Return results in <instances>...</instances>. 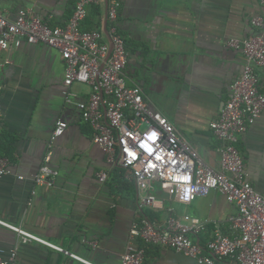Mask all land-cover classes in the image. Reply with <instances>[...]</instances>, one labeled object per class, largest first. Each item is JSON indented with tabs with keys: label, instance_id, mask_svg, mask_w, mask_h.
I'll list each match as a JSON object with an SVG mask.
<instances>
[{
	"label": "crops",
	"instance_id": "0c3cea01",
	"mask_svg": "<svg viewBox=\"0 0 264 264\" xmlns=\"http://www.w3.org/2000/svg\"><path fill=\"white\" fill-rule=\"evenodd\" d=\"M75 2L0 0V15L12 21L19 11L29 10L50 27H64ZM105 15L104 5L89 6L81 28L103 30ZM254 17L264 18L259 0H121L115 22L128 54V83L141 88L150 107L214 170L220 169L221 142L209 124L218 118L245 64L241 52L227 43L258 32L251 26ZM63 71L60 52L43 44L23 43L0 55V158L11 163L10 173L0 178V220L62 249L21 244L14 231L0 226V257L17 246L18 264H82L69 254L92 264H119L133 223L163 227L169 218L186 215L206 224L205 232L191 236L201 245L214 224L231 233L228 218L236 206L217 192L190 204L153 192L154 203H142L143 194L127 170L107 164L82 121L76 103L87 100L89 87L67 89ZM256 74L264 94V66ZM59 120L67 128L52 146L55 183L37 186L33 177ZM237 148L248 182L264 196V111L240 136ZM100 172L107 174L105 182L99 181ZM145 249L143 264H199L170 249Z\"/></svg>",
	"mask_w": 264,
	"mask_h": 264
},
{
	"label": "built area",
	"instance_id": "2783aa9c",
	"mask_svg": "<svg viewBox=\"0 0 264 264\" xmlns=\"http://www.w3.org/2000/svg\"><path fill=\"white\" fill-rule=\"evenodd\" d=\"M259 1L264 6V0ZM97 5L106 7V33L81 28L87 8ZM120 7L121 0H76L64 27H50L29 10L19 11L12 21L0 15V55L23 43L43 44L60 52L63 85L67 89L73 84L89 87L87 100L76 103V107L92 131L93 143L103 152L108 165L127 170L143 194L142 203L153 204V192L190 204L214 191L236 206L237 212L228 218L231 233L225 234L214 224L203 245L191 236L205 232L206 224L188 215L183 219L169 218L163 227L149 222L133 223L119 264H143L147 245L173 250L199 264H264V196L248 182L237 148L240 136L264 111V94L258 90L256 74L264 66V18L251 19V26L258 32L227 43L241 52L245 64L231 83L230 96L218 118L209 124L221 142L220 169L214 170L164 116L150 107L141 88L128 83L124 72L128 54L115 26ZM2 119L0 104V124ZM66 128L64 121L56 122L43 163L33 177L37 186H54L57 173L50 166L52 146ZM141 143L149 149L148 153L139 148ZM10 165L9 159L0 158V178L10 173ZM106 178L105 172L98 174L100 182ZM0 226L14 231L21 244L37 242L62 252L1 220ZM138 240L142 245L135 244ZM17 251L16 246L7 257H0V264H18ZM69 256L82 264H92L76 255Z\"/></svg>",
	"mask_w": 264,
	"mask_h": 264
},
{
	"label": "clouds",
	"instance_id": "9594fccd",
	"mask_svg": "<svg viewBox=\"0 0 264 264\" xmlns=\"http://www.w3.org/2000/svg\"><path fill=\"white\" fill-rule=\"evenodd\" d=\"M148 140V139H147ZM139 148L144 151L145 153L149 152V149L145 147V145L143 143H141V145L139 146Z\"/></svg>",
	"mask_w": 264,
	"mask_h": 264
},
{
	"label": "water",
	"instance_id": "95a60500",
	"mask_svg": "<svg viewBox=\"0 0 264 264\" xmlns=\"http://www.w3.org/2000/svg\"><path fill=\"white\" fill-rule=\"evenodd\" d=\"M106 25H107V20H106V15H105V20H104V25H103V30L106 33Z\"/></svg>",
	"mask_w": 264,
	"mask_h": 264
}]
</instances>
